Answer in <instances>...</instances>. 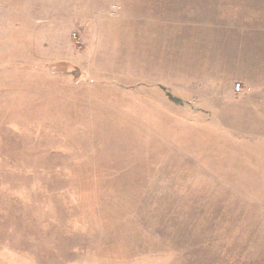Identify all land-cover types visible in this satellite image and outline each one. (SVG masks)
<instances>
[{
	"label": "rangeland",
	"instance_id": "374dc122",
	"mask_svg": "<svg viewBox=\"0 0 264 264\" xmlns=\"http://www.w3.org/2000/svg\"><path fill=\"white\" fill-rule=\"evenodd\" d=\"M169 16L264 0H0V264H264V100L169 74Z\"/></svg>",
	"mask_w": 264,
	"mask_h": 264
},
{
	"label": "crops",
	"instance_id": "0c3cea01",
	"mask_svg": "<svg viewBox=\"0 0 264 264\" xmlns=\"http://www.w3.org/2000/svg\"><path fill=\"white\" fill-rule=\"evenodd\" d=\"M168 19L165 30L168 48L161 47L160 37L158 49L160 65L167 68L169 74H175L180 66L187 68L189 76L190 70L196 72L204 89L209 91L207 97L227 98L239 103L250 98L264 100V25L241 20V17L233 22H226L228 17L218 16V21L213 22L199 16L183 17L179 21L175 16ZM178 36L184 37L190 47L189 57L186 55L179 64L176 53ZM155 49L157 47H154L153 57L157 53ZM172 77L170 75L167 79ZM236 84L243 86L241 93L236 92ZM178 89L181 95H189L188 87ZM254 113L264 114V105Z\"/></svg>",
	"mask_w": 264,
	"mask_h": 264
},
{
	"label": "built area",
	"instance_id": "2783aa9c",
	"mask_svg": "<svg viewBox=\"0 0 264 264\" xmlns=\"http://www.w3.org/2000/svg\"><path fill=\"white\" fill-rule=\"evenodd\" d=\"M235 90H236V92L241 93L244 89H243V86L241 84H236Z\"/></svg>",
	"mask_w": 264,
	"mask_h": 264
}]
</instances>
